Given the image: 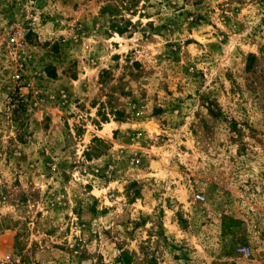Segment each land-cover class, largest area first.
<instances>
[{
    "label": "rangeland",
    "instance_id": "rangeland-1",
    "mask_svg": "<svg viewBox=\"0 0 264 264\" xmlns=\"http://www.w3.org/2000/svg\"><path fill=\"white\" fill-rule=\"evenodd\" d=\"M121 263L264 264V0H0V264Z\"/></svg>",
    "mask_w": 264,
    "mask_h": 264
},
{
    "label": "built area",
    "instance_id": "built-area-1",
    "mask_svg": "<svg viewBox=\"0 0 264 264\" xmlns=\"http://www.w3.org/2000/svg\"><path fill=\"white\" fill-rule=\"evenodd\" d=\"M196 198H197V199H200V198H201V196H200V195H196Z\"/></svg>",
    "mask_w": 264,
    "mask_h": 264
},
{
    "label": "trees",
    "instance_id": "trees-1",
    "mask_svg": "<svg viewBox=\"0 0 264 264\" xmlns=\"http://www.w3.org/2000/svg\"><path fill=\"white\" fill-rule=\"evenodd\" d=\"M121 264H125V263H121Z\"/></svg>",
    "mask_w": 264,
    "mask_h": 264
}]
</instances>
